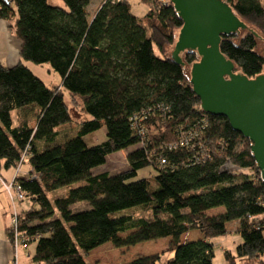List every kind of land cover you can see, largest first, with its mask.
Here are the masks:
<instances>
[{
	"label": "trees",
	"instance_id": "obj_1",
	"mask_svg": "<svg viewBox=\"0 0 264 264\" xmlns=\"http://www.w3.org/2000/svg\"><path fill=\"white\" fill-rule=\"evenodd\" d=\"M60 1L0 0V20L11 23L22 59L49 64L62 82L53 88L22 62H0V169L30 167L13 185L32 201L18 219L26 244H35L32 262L89 264L106 243L129 248L170 237L164 264H213L209 239L236 222L243 242L225 252L227 264H264V182L252 142L201 108L188 70L198 53L182 54L183 66L172 60L183 20L171 0H141L144 17L127 0H103L91 17L90 0ZM224 1L264 39L262 0ZM250 29L223 36L221 51L255 78L264 55ZM64 90L92 117L73 138L59 131L71 121ZM103 126L106 140L89 146L85 137ZM127 149L126 171L94 173ZM145 168L153 172L137 179ZM83 202L88 208L73 212ZM192 231L202 237L182 240ZM161 261L151 254L120 264Z\"/></svg>",
	"mask_w": 264,
	"mask_h": 264
},
{
	"label": "water",
	"instance_id": "obj_2",
	"mask_svg": "<svg viewBox=\"0 0 264 264\" xmlns=\"http://www.w3.org/2000/svg\"><path fill=\"white\" fill-rule=\"evenodd\" d=\"M171 2L183 20L172 60L183 66L182 54L198 53L200 59L191 66L190 73L201 108L227 118L234 131L252 142V154L264 182V72L249 78L238 72L235 63L221 51L223 36L238 34L249 26L224 0Z\"/></svg>",
	"mask_w": 264,
	"mask_h": 264
},
{
	"label": "rangeland",
	"instance_id": "obj_3",
	"mask_svg": "<svg viewBox=\"0 0 264 264\" xmlns=\"http://www.w3.org/2000/svg\"><path fill=\"white\" fill-rule=\"evenodd\" d=\"M103 0H90V5L88 7V13L91 17L99 8V5L102 3ZM130 5L132 12L137 15L138 17H144L148 11L147 5H145L141 0H127ZM51 3H62L60 0H51ZM262 5L264 6V0H262ZM179 34V30H177L176 35ZM259 49L262 51L263 49V40L260 38L259 42ZM174 48L169 49L170 55H172ZM2 55V54H1ZM33 64V63H32ZM7 66V64H4ZM33 70L41 75V77L48 79V77H51V72H53L54 78H52L50 81L52 82L50 85L53 88L58 87L61 85V77L59 74L55 73V71L52 70L51 66L49 64H43V65H35L33 64ZM8 67V66H7ZM189 71H191V68H188ZM50 71V74L49 72ZM50 83V82H47ZM65 96V102L68 105L70 115H71V121L65 125H62L59 128V131L61 134L66 133L65 135H68L69 138H73L77 136L80 124L82 121L91 120V115L85 113L82 111V101L80 97H76V99H73L70 95V93L66 90L63 91ZM13 118L16 121V115L13 113ZM106 126H103V128L95 133H92L85 137V142L89 146H94L97 144H100V141L106 140ZM129 149L123 150L120 152H117L115 154H112L111 156L107 157L106 164L103 166H100L97 168L94 173H100V172H108L110 174H117L120 172H124L129 168L128 163V153ZM2 167V166H1ZM29 168V165L23 164L19 169H11V171H4L5 177L13 175L14 178L16 175H19L20 177L25 176V173H27ZM153 170L151 168H145L138 172L137 179L147 177L152 173ZM2 178V176H0ZM11 181H8L6 183L1 182L0 184L4 188V191L7 193L9 200L11 202L12 207L14 208L18 203H24L25 207H29L32 204V201L29 199H17L18 195H16L15 192H13V196L8 193V189L10 188V184L13 183V179ZM78 185V183H77ZM70 187H64L56 192H50L48 193V196L50 200H54L57 196L61 195L60 193H66ZM15 196L17 198H15ZM88 208V205L86 203H79L72 207L73 212H79L83 211ZM221 210L224 211V208H221ZM19 216L15 214L12 215V222L14 220H18ZM19 224V220L16 222ZM236 222L229 223L227 225L228 228V234L221 237H215L209 239V241L214 246V258H213V264H227L225 252L231 251L235 252L238 245H240L243 240L241 236L236 232ZM19 226V225H18ZM14 234H12V237H9L11 241V245H13V248L15 250L21 249L22 247H27L29 244H32L31 242L28 244H20L18 243V239L22 238L23 236L19 233L18 229L12 230ZM190 237L184 236L182 237V240H189V241H195L200 239L202 235L199 233V231H192L190 232ZM170 237L169 238H161L157 240L147 241L140 244H137L135 246L129 247V248H116L111 243H106L93 251L90 252V254L87 256V261L89 264H120L123 262L130 261L136 257H139L141 255H151V254H158L162 256V264L165 263L166 258L168 257V251L171 248L170 244ZM35 244L32 245L31 250H33ZM16 264V260H15Z\"/></svg>",
	"mask_w": 264,
	"mask_h": 264
},
{
	"label": "crops",
	"instance_id": "obj_4",
	"mask_svg": "<svg viewBox=\"0 0 264 264\" xmlns=\"http://www.w3.org/2000/svg\"><path fill=\"white\" fill-rule=\"evenodd\" d=\"M20 52L21 41L11 28V23L5 20H0V62L3 65L7 64L8 67H13L22 62L49 86L52 83L50 80L54 78L53 72H51V77H48L50 80L41 77V75L33 70L34 66L31 62H26L22 59ZM48 72L50 74V71ZM4 171L5 169H0V176L6 181H11V179L14 178V174L7 176L6 178ZM6 171L9 172L11 170ZM28 172H30V167L28 168L27 173H25V177L28 175ZM31 207L32 205L25 207L24 203H18L13 208L7 193L0 184V264H15V260L16 264H35L32 262V254L35 251V246L33 250H31L34 243L29 244L27 247L25 246L21 249L19 248L15 250L13 245H11L8 234V231L11 230L12 226V215L16 213V215L20 216Z\"/></svg>",
	"mask_w": 264,
	"mask_h": 264
},
{
	"label": "built area",
	"instance_id": "obj_5",
	"mask_svg": "<svg viewBox=\"0 0 264 264\" xmlns=\"http://www.w3.org/2000/svg\"><path fill=\"white\" fill-rule=\"evenodd\" d=\"M13 192H15L16 193V195H18V198L15 196V198H17V199H23V193L21 192V187L20 186H17V187H14V185H13V183L12 184H10V188L8 189V193L10 194V195H14L13 194ZM18 221V220H17ZM16 220H14V222H12V229H14V230H16L17 231V229H18V223H16L17 222ZM26 241H27V238L25 239V238H19L18 239V243H19V245L22 243V244H26Z\"/></svg>",
	"mask_w": 264,
	"mask_h": 264
}]
</instances>
